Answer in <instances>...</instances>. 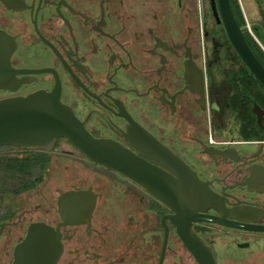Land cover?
Here are the masks:
<instances>
[{
    "label": "flooded vegetation",
    "instance_id": "af4514ba",
    "mask_svg": "<svg viewBox=\"0 0 264 264\" xmlns=\"http://www.w3.org/2000/svg\"><path fill=\"white\" fill-rule=\"evenodd\" d=\"M244 27L264 46L263 29ZM0 31L17 79L0 100L57 95L93 139L171 179L185 166L210 192L191 209L217 223L189 229L215 264H264V92L210 0H0ZM165 215L141 182L63 137L0 145V264L37 224L59 236L55 264H180L178 248L198 264Z\"/></svg>",
    "mask_w": 264,
    "mask_h": 264
},
{
    "label": "water",
    "instance_id": "95a60500",
    "mask_svg": "<svg viewBox=\"0 0 264 264\" xmlns=\"http://www.w3.org/2000/svg\"><path fill=\"white\" fill-rule=\"evenodd\" d=\"M210 4L217 21L220 17L234 51L264 89V68L244 38L247 27L240 28L237 25L229 0H217L218 10H216L215 0H210ZM13 47L12 39L0 31V90H7L12 84L17 83L10 64ZM253 113L257 117L260 114L255 102H253ZM60 137L69 140L96 163L141 182L161 202L172 207L176 215L165 216L174 223L179 237L198 264H215L207 244L189 229L190 221L217 223L218 220L198 216L191 209V198L206 200L210 192L206 185L198 181L194 174L189 173L185 166L181 167L183 173L175 172L177 178L171 179L119 145L110 141L93 139L73 113L60 103L57 95L35 93L27 97L0 100V145H38ZM165 231L166 221L163 247L166 241ZM169 239L168 233V241ZM167 249L174 253L168 246ZM60 251L59 236L51 227L44 224L33 225L29 228L25 240L15 249L14 264H55ZM175 251L180 264H183L179 257V248Z\"/></svg>",
    "mask_w": 264,
    "mask_h": 264
},
{
    "label": "trees",
    "instance_id": "16d2710c",
    "mask_svg": "<svg viewBox=\"0 0 264 264\" xmlns=\"http://www.w3.org/2000/svg\"><path fill=\"white\" fill-rule=\"evenodd\" d=\"M229 3H230V7H231L232 13L234 15V18H235V20L237 22V25L239 27H244L245 26V22H244L242 14H241L240 8L238 6L237 0H229ZM251 29L253 30L254 35L260 40L261 35H260V32H259L258 28L257 27H253ZM244 38H245V41L248 44L249 48L251 49L252 53L255 55L257 60L261 63V65L264 68V53L262 52V50L255 43V41L253 40V38L251 37V35L249 33H245L244 34ZM237 58L240 60L238 55H237ZM245 74L250 76V79L253 82L254 95L257 96V97L262 98V95H261L262 93L261 92H264L263 87L260 86V83L253 77V75L248 71V69L245 70Z\"/></svg>",
    "mask_w": 264,
    "mask_h": 264
},
{
    "label": "rangeland",
    "instance_id": "374dc122",
    "mask_svg": "<svg viewBox=\"0 0 264 264\" xmlns=\"http://www.w3.org/2000/svg\"><path fill=\"white\" fill-rule=\"evenodd\" d=\"M245 25H255L263 29L264 34V0H237ZM255 43L264 53V46L254 35L253 30L249 33Z\"/></svg>",
    "mask_w": 264,
    "mask_h": 264
}]
</instances>
